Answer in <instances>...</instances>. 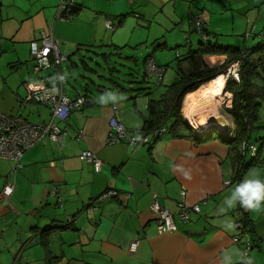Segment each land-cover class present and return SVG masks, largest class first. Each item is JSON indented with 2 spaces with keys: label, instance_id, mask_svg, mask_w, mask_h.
I'll use <instances>...</instances> for the list:
<instances>
[{
  "label": "crops",
  "instance_id": "obj_1",
  "mask_svg": "<svg viewBox=\"0 0 264 264\" xmlns=\"http://www.w3.org/2000/svg\"><path fill=\"white\" fill-rule=\"evenodd\" d=\"M58 1L0 0V54L8 51L3 57L19 69L14 81L6 80L0 87L14 99L12 105H0V112L21 115L32 124L49 122L51 110L43 104L23 101L26 82L53 83L55 78L61 82L67 97L74 99L82 95L74 88L70 91L65 88L67 65L62 63L58 68L41 72L31 68L33 63H29V57L34 48L40 46L42 30L51 31L53 38L59 41L61 54L71 66L77 65L70 60L73 54L79 57L84 69L89 66L81 58L82 52L89 51L91 46H109L115 52L120 48L142 47L146 51L142 53L143 58L151 55L156 64L166 66L162 78V85L166 86L178 79L176 58L164 62L158 51L168 48L175 51V57L176 53L182 57L190 55L200 41L198 34L192 33L185 42L176 32L172 43L166 35L155 36L150 40L152 50L146 45L147 39L143 46L129 37L126 41L116 39V43L109 44L112 37L103 32V20L112 17L121 25L128 14L110 4H204L194 6L188 25L193 28V14H202L210 37L220 45L230 44L220 40L224 35L220 33L223 26L213 20L212 14L230 19L234 25L235 11H250L253 10L251 4H260V0H96L93 5L90 0H77L79 12L69 20H60L55 15ZM207 4H217L214 5L217 7L212 9ZM256 10V17L264 22L261 7ZM249 18L253 16L246 20ZM257 33H264V25ZM156 40H162L163 46L154 50L152 44ZM234 44L240 45L239 42ZM132 57L128 60L137 62V57ZM226 58L224 54L199 55L184 60L180 67L186 74L205 67L220 68ZM211 81L185 95L181 107L184 121L185 98ZM117 88L118 92L126 94L124 101L114 96L91 97L92 101L73 110L66 122L55 119L63 132L61 142L44 139L35 144L25 152L19 170L12 172L14 164L0 159V190L6 182L13 184V192L7 198L0 197V264H13L16 256L29 264H238L242 260L243 242L251 240L254 243L247 264H264V208L259 211L246 209L239 201L231 208L227 204L236 189L234 186L240 182L264 180L262 143L260 163L245 171L241 179L237 178L239 180L234 176L235 152L225 142L233 133L229 138L223 137L225 140L220 138L222 142L216 138L196 142L189 132H184L185 136L165 134L152 146L127 142L106 144L112 104H117L120 121L130 134H134L148 116L149 98H157L162 92L153 88L150 97L143 96L146 91H134L136 87L132 83L128 84L129 91ZM220 103L216 111L221 116ZM222 118L227 121L223 115ZM227 123L233 130L234 125ZM254 125L258 134L263 133L260 139L264 140V120L260 121L259 110ZM79 131L81 138L78 140ZM83 150H90L104 162L101 171L95 172L80 158ZM54 186L59 187L61 201L57 202L52 193ZM109 187L127 197L99 199ZM154 195L159 204L173 214L174 231L156 232L157 216L149 208ZM182 198L188 205L199 207L186 222L175 215L177 202ZM87 206L92 207L89 212L85 210ZM68 218L72 222H67ZM246 220L252 225V233L241 235L239 225ZM235 236L242 238L241 244L233 241ZM132 242H136L133 252L129 250Z\"/></svg>",
  "mask_w": 264,
  "mask_h": 264
},
{
  "label": "rangeland",
  "instance_id": "obj_2",
  "mask_svg": "<svg viewBox=\"0 0 264 264\" xmlns=\"http://www.w3.org/2000/svg\"><path fill=\"white\" fill-rule=\"evenodd\" d=\"M95 1L96 0H90L93 5L96 4ZM262 3H264V0H260V4H251L253 10L250 11H245V9L235 11L234 25L232 24V21L230 19H220L219 16H216L215 13H213V20L215 22L219 21L218 23L223 26L220 33L224 35H222L223 37H221L220 40L224 43H229L232 46H236L234 43L239 42L240 45L236 46L239 48H244L248 46L250 47V45L253 43V46H255V41L259 38V34L257 32L264 25V22L260 18L256 17L255 11L259 10H256V8L261 7V14L264 17V4ZM197 5L204 4H110L111 7L117 8L119 11H125L128 14L124 17L121 25L117 24V20L115 18L113 19L111 17L110 20L104 19V27L105 22L109 20L113 23V28L102 27V30L104 33H106L107 36L112 37V41H108L109 44H112V42L116 43L117 40L122 42L126 41V38L129 37L131 41H140V43H138L137 45H140L142 43L143 46L144 41L147 39L146 45L149 47V50L151 49L149 46L150 40L153 37L162 34L166 35L167 40L172 43L175 39L173 38L174 35L176 34V32H179L183 41L188 42L187 38H189L192 33L195 35L196 33L198 34V32L195 30V18L197 14L200 15L203 21L205 22L203 15L197 13L191 16V18L193 19V21L191 20V25L194 29L190 28V26L188 25L189 22H187V20L190 17V12L194 11V6ZM207 5L212 9H215L217 7L214 6L217 4ZM132 9L135 10L132 11ZM139 13L143 14L144 16L139 15ZM250 16H253V18H249L248 20H246V18ZM187 29L192 30L191 32H186ZM141 48L142 47H139L137 49L120 48L116 49L115 52V50L110 49L109 46H91L89 48V51L84 49L81 56V58L85 59V63L89 66L88 69H84L82 67V63L79 60V57L73 56V54H71L70 60L72 62H77V65L71 66V63L67 59V62H63V65H67L68 67L64 70L65 88L68 89V91L74 88L78 90V92H80L82 96H85L87 99H90L91 97H94L95 99H103V97L106 98L108 96H114L119 97V101H124L127 98L126 94L123 92H118V88L116 87L114 82L122 85L127 89L128 84H130L128 83L129 81H132V84L135 85L136 88L138 86H142L141 84L143 83L140 82V85H138L139 83H137L136 80L138 75L142 73V53H146L145 49ZM118 52L119 54H117ZM103 53H106V55H104ZM158 53L164 59V62H170L172 60L175 61L174 50L164 48L158 51ZM6 54H9V52L3 51L2 54H0V87L4 84L3 82L6 80L14 81L17 76L16 72L19 71V69H15L14 67H12L10 63L11 61L7 60V57H3ZM12 55L14 54L12 53ZM128 56H134L135 58L137 57V62H132L126 59L125 57ZM29 60V63H33V65L31 64V68L34 69V61H32L30 57ZM228 67L229 66H227L224 70H226ZM112 68L114 70H111ZM129 73L132 74V76L129 75ZM170 74L174 75L173 72H171ZM83 76H86V78H83ZM132 77L134 78L132 79ZM99 89L105 92H100ZM158 89L163 91L164 85L161 84L157 87V90ZM129 90L131 89H128V91ZM226 93L228 92L225 91L223 93L222 88L221 93L216 97V105L221 102V117L223 115L227 119V121L230 122V124H233L232 118L225 111L226 108H230V106L232 105V101L230 103V97L232 95L230 93H228L230 95H227ZM13 103V97L9 93L2 91L0 88V105L3 107L12 105ZM259 116L260 121H262V119L264 120V102L259 107ZM234 128L235 126H233V129ZM215 130H217V133H215L213 137L216 138L218 142H222L221 139L218 137L219 134L222 133L223 135H227L230 132L231 128L228 127L226 129H220L216 126H213L209 129V132ZM261 135H263L262 132L258 134L255 130H253L249 138V142L253 143L257 148L261 146V143L264 147V140L260 139ZM227 146L228 145H226V148ZM246 156L247 159H249L250 153L248 152ZM261 158H263V155H261ZM234 188H236V186H234Z\"/></svg>",
  "mask_w": 264,
  "mask_h": 264
},
{
  "label": "built area",
  "instance_id": "obj_3",
  "mask_svg": "<svg viewBox=\"0 0 264 264\" xmlns=\"http://www.w3.org/2000/svg\"><path fill=\"white\" fill-rule=\"evenodd\" d=\"M76 0H59L56 18L60 20H69L73 16L68 12L75 4ZM195 30L204 39L207 38L206 32L202 31L203 19L200 15L195 18ZM110 20V19H109ZM107 20L105 22L106 28H113V23ZM243 53V52H242ZM30 59L34 61V70L41 72L50 68L60 66L65 60L59 49V41L53 38L51 31L40 32V46L34 48ZM240 68V61L235 60L229 67L223 71L226 76V82L228 80H239L238 72ZM164 72V68L159 67L155 64L152 58L146 60V73L147 77L155 76L156 80H159ZM26 90V96L23 101L25 102H36L49 106L51 110V119L45 124H32L21 115H10L0 112V159L11 161L14 166L12 172L19 170L22 167L21 160L25 152L37 143H40L44 139H49L52 142L60 143L62 139V130L57 126L54 120L66 122L73 110L80 109L86 103V98L83 96H77L74 99L67 97L61 84H50L46 82H26L24 84ZM227 95H230L226 93ZM226 95V97H227ZM231 98V97H230ZM112 116L109 118V132L106 137V144H119L121 142L132 143L134 145L148 144L152 146V132L142 133L141 130H137L134 134H130L123 123L119 119V110L117 104L111 105ZM192 129L195 130L194 125L191 122H186ZM164 128H160L155 133L164 132ZM77 139L81 138V131L77 134ZM256 146L254 144H247L242 142L240 144V151L242 155H246L248 152L251 156L256 154ZM80 158L89 163L95 172L101 171L104 162L97 157L90 150H83L80 153ZM225 181V184H228ZM13 192V184L6 182L0 190V197L7 198ZM59 187L54 186L53 195L56 197L57 202L61 201V196L58 194ZM182 197L185 196V192H181ZM119 198L124 199L127 194L121 195L113 188H106L99 196V199L105 198ZM150 210L156 214V232L166 233L175 230L174 216L166 208L162 207L156 195H154L153 201L150 204ZM92 209L88 206L85 210L89 212ZM199 211L197 205H188L185 203L183 198L177 202V209L175 212L176 217L181 221H188L191 214ZM67 222H72L70 218ZM240 227V226H239ZM235 243L241 244L240 236L233 238ZM243 248L241 249L242 260L238 264H247L248 253L251 250V242H243ZM136 242L130 244L129 250L135 251ZM13 264H29L20 257L16 256L13 260Z\"/></svg>",
  "mask_w": 264,
  "mask_h": 264
},
{
  "label": "trees",
  "instance_id": "obj_4",
  "mask_svg": "<svg viewBox=\"0 0 264 264\" xmlns=\"http://www.w3.org/2000/svg\"><path fill=\"white\" fill-rule=\"evenodd\" d=\"M69 9L70 10L68 12L74 16L79 12L80 4H78V1L76 0L75 4H73ZM202 31L206 32L207 38L204 39L200 34H198L200 41L197 48L193 50L190 55L182 57L176 53V72L178 79L175 82L164 86V90L157 98H149L147 103L148 116L143 119V124L140 130L145 134L152 132L153 143L165 134L172 136H185L184 132H189L196 142H203L207 139L214 138L213 133L211 131L209 132L210 128L198 133L185 123L181 113L182 102L185 95L197 90L201 85L211 81L220 75L232 62L239 60V80H228L224 88L226 92L232 95V105L230 108H226L225 111L232 118L235 128L230 130L227 135H223L219 132L220 134L218 137L229 138L230 134L233 133L232 138L227 140L223 139L229 144L230 150L235 152L236 160L234 176L235 179H241V176L245 173V171L257 165V163H260L261 160L259 156V148L256 147V154L254 156L250 155L249 159H247V154H241L240 144L242 142L253 144L249 142V138L252 131L256 129L254 123L257 118V112L260 105L264 102V33L259 34V38L255 46H251L249 48H239L236 46L217 44L215 40H212L213 37H210V33L206 28L205 22H203ZM187 39L189 41V38ZM152 45L155 50L156 48L163 46V41L156 40ZM103 54L106 55L105 53ZM117 54H119V52ZM213 54H224L227 56L220 68L211 69L205 67L202 70L193 71L187 74L181 70L180 64L184 60L199 55L204 56ZM149 57L153 59V56L151 55H146L143 58L144 70L136 79L137 83H139L138 85H140V82L143 84H141L142 86H138V88H134V91H146L144 95L148 97H150L155 88L162 84V78L166 69V66L155 63L157 66L164 68L162 76L159 80H156L155 76L147 77L146 60ZM125 58L132 59L133 57L128 56ZM111 70L114 69L112 68ZM129 75L132 76L130 73ZM133 78L134 77H132V79ZM128 83L133 82L129 81ZM47 84L50 85L52 83ZM53 84H61V82L53 78ZM114 84L116 87H120L121 89H127L118 83L114 82ZM86 101H92V99L86 98ZM160 128H164V132L155 133V131ZM215 132H217V130H215ZM239 184H241V182ZM239 226L241 229V235L252 233V225L247 220L242 221ZM253 243L254 242L251 240L252 247Z\"/></svg>",
  "mask_w": 264,
  "mask_h": 264
},
{
  "label": "bare ground",
  "instance_id": "obj_5",
  "mask_svg": "<svg viewBox=\"0 0 264 264\" xmlns=\"http://www.w3.org/2000/svg\"><path fill=\"white\" fill-rule=\"evenodd\" d=\"M225 82V74H220L210 83L202 86L200 91L185 98L182 110L184 116L193 123L196 132H203L212 125L222 127L228 125L227 121L216 111V97L221 93Z\"/></svg>",
  "mask_w": 264,
  "mask_h": 264
},
{
  "label": "clouds",
  "instance_id": "obj_6",
  "mask_svg": "<svg viewBox=\"0 0 264 264\" xmlns=\"http://www.w3.org/2000/svg\"><path fill=\"white\" fill-rule=\"evenodd\" d=\"M236 201L246 209L259 211L264 208V180L256 178L243 181L234 190L232 198L227 201L228 207H233Z\"/></svg>",
  "mask_w": 264,
  "mask_h": 264
},
{
  "label": "water",
  "instance_id": "obj_7",
  "mask_svg": "<svg viewBox=\"0 0 264 264\" xmlns=\"http://www.w3.org/2000/svg\"><path fill=\"white\" fill-rule=\"evenodd\" d=\"M90 103V101H86V104L88 105ZM185 121L187 122H190L186 117H185ZM192 123V122H191ZM193 124V123H192ZM213 126H216V127H218V128H220V129H226V128H228L229 127V125H226L225 127H222V126H218V125H212V126H210V128L211 127H213Z\"/></svg>",
  "mask_w": 264,
  "mask_h": 264
}]
</instances>
